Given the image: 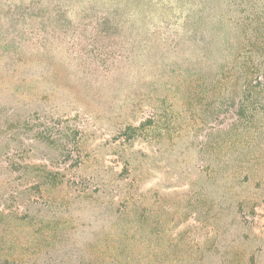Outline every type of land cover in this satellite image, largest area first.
I'll use <instances>...</instances> for the list:
<instances>
[{"label": "rangeland", "instance_id": "obj_1", "mask_svg": "<svg viewBox=\"0 0 264 264\" xmlns=\"http://www.w3.org/2000/svg\"><path fill=\"white\" fill-rule=\"evenodd\" d=\"M6 1L0 154L16 149V171L7 179L0 170V194L20 193L3 208L22 220L5 228L0 252L27 264H41L33 255L45 252L51 264H128L127 256L130 264H264V184L245 179L235 160L241 138L225 130L229 114H215L221 97L193 103L194 69L214 72L249 38L264 54V0L144 3L122 18L127 52L118 62L114 29L94 33L88 20L45 14L36 0L32 19L17 21L1 8ZM193 14L203 18L194 36ZM39 117L79 151L63 161L34 140ZM38 165L62 169L67 186L37 189Z\"/></svg>", "mask_w": 264, "mask_h": 264}, {"label": "trees", "instance_id": "obj_2", "mask_svg": "<svg viewBox=\"0 0 264 264\" xmlns=\"http://www.w3.org/2000/svg\"><path fill=\"white\" fill-rule=\"evenodd\" d=\"M44 1L36 0V4L45 14L53 13L57 17L59 14H74L81 18L79 19L80 21L88 20L87 23L91 31L94 33L99 31L97 34L100 35V29L105 34L107 29H114L118 43L115 50H113L116 62L123 59L127 52L120 45L122 37L119 36V32L124 27L122 18L131 15V12L144 3L147 8H150L153 4L156 5L154 0H47L49 4ZM100 1L104 3L103 7H98L97 4ZM17 4H20L19 7H16ZM34 4L35 0H28L26 3L7 0L6 5H2L1 8L5 9L7 13L13 12L12 15L14 17L11 16L16 18L17 21L19 19L27 20L32 19L29 12ZM202 20L203 18H200L199 15L195 16L193 14V36L198 32L197 28ZM76 25L82 26L81 23ZM123 40L125 42V38ZM256 42V37L253 38V41L249 38L247 42H242L237 50L234 51L232 57L221 66H218L214 72L204 70L201 67L194 69L193 103L199 98L201 99L202 94L207 96L215 92L221 97L217 103L219 105L214 108L215 114L216 116L229 114L231 121L225 130L227 129L230 138H241L238 142L241 145V149L235 160L240 162L242 157V173L245 179L248 180L251 173L255 177L258 176L260 184H264V54L259 55L255 50ZM203 59H199L198 64H202ZM99 68L102 72H107L111 66L105 64ZM88 70H91L89 66ZM30 121L33 122V120ZM139 127L128 128L127 130L133 132L140 130ZM32 128L34 140L53 145L58 157L62 158L63 161L69 159L73 149L77 152L79 151L78 142H75L73 146H67L68 144L65 141L67 131H63L61 126H58L49 118H37ZM55 131H57L56 135ZM196 141L201 144V148L206 142V140L199 141L197 138ZM7 149L4 154H0V159L4 155L6 159L10 157V160H6L5 165L0 166L2 168L0 170L5 172L7 179H10L12 178V173L16 171V163L13 160L16 149ZM60 170L50 171L47 170L45 165H38L36 167L37 174L30 179L37 181V189L46 186L45 191L47 193H49V190L61 191L68 183L64 181L65 176L61 175ZM256 172L260 173V175L256 174ZM14 193V195L10 194V197L7 198H5L4 194H0V205L4 204V206H0V250L2 248V234L5 228L16 229V224L22 220L18 216L17 208L7 210V213L5 212L6 209L3 208L7 201L16 203L15 201L19 199L20 193L18 194L15 191ZM23 193H26V191L24 190ZM17 194L16 198L15 195ZM1 198L5 199L2 200ZM12 233L14 234V231ZM101 254L106 256L104 252H101ZM39 255L41 253L33 256H37L36 259L41 264H51V262L56 261V258L51 256L49 252L44 253L46 259L44 256L40 257ZM27 261L25 256L14 252L11 254L7 252L4 255L3 252H0V264H27ZM127 262L130 264V256H127Z\"/></svg>", "mask_w": 264, "mask_h": 264}]
</instances>
